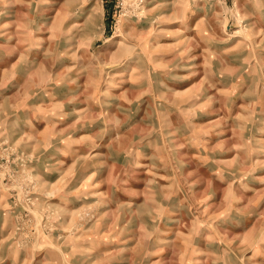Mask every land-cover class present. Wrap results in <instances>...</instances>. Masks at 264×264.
I'll list each match as a JSON object with an SVG mask.
<instances>
[{
    "label": "rangeland",
    "instance_id": "1",
    "mask_svg": "<svg viewBox=\"0 0 264 264\" xmlns=\"http://www.w3.org/2000/svg\"><path fill=\"white\" fill-rule=\"evenodd\" d=\"M0 264H264V0H0Z\"/></svg>",
    "mask_w": 264,
    "mask_h": 264
},
{
    "label": "bare ground",
    "instance_id": "2",
    "mask_svg": "<svg viewBox=\"0 0 264 264\" xmlns=\"http://www.w3.org/2000/svg\"><path fill=\"white\" fill-rule=\"evenodd\" d=\"M120 76H122V75H120Z\"/></svg>",
    "mask_w": 264,
    "mask_h": 264
}]
</instances>
